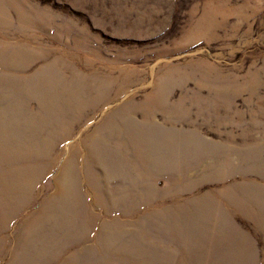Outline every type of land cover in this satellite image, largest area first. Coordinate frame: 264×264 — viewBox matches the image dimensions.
Wrapping results in <instances>:
<instances>
[{"label":"rangeland","instance_id":"1","mask_svg":"<svg viewBox=\"0 0 264 264\" xmlns=\"http://www.w3.org/2000/svg\"><path fill=\"white\" fill-rule=\"evenodd\" d=\"M0 264H264V0H0Z\"/></svg>","mask_w":264,"mask_h":264}]
</instances>
